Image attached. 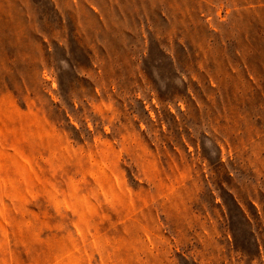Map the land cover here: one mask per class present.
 <instances>
[{"label": "rangeland", "instance_id": "obj_1", "mask_svg": "<svg viewBox=\"0 0 264 264\" xmlns=\"http://www.w3.org/2000/svg\"><path fill=\"white\" fill-rule=\"evenodd\" d=\"M0 264H264V0H0Z\"/></svg>", "mask_w": 264, "mask_h": 264}]
</instances>
